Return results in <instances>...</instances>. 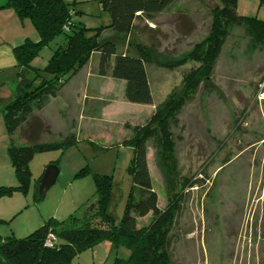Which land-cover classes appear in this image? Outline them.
I'll use <instances>...</instances> for the list:
<instances>
[{
    "label": "rangeland",
    "instance_id": "rangeland-1",
    "mask_svg": "<svg viewBox=\"0 0 264 264\" xmlns=\"http://www.w3.org/2000/svg\"><path fill=\"white\" fill-rule=\"evenodd\" d=\"M217 4V0H176L150 19H137L129 38L120 41L119 51L127 49L128 40L152 54L145 62L151 104L126 101L123 80L100 76L98 53L54 96H47L41 108L32 103L27 122L14 132L16 142L52 146L34 153L25 192L0 197V239L22 238L52 216H80L97 198L94 175H110L107 211L115 223L120 220L132 186L128 166L133 150L123 140L131 137L136 125L146 123L157 105L182 90L184 76L199 65L188 54L208 37ZM73 9L75 20L86 27L109 22L97 0H76ZM236 13L264 21V0H236ZM17 27L21 39H38L28 18L19 20ZM7 34L5 28L0 32V72L12 74L15 59ZM59 41L61 37L44 47L32 64L42 67ZM171 63L177 64L165 66ZM10 87L13 84L0 86L3 108L12 97ZM171 130L175 191L182 196L169 231L171 262L264 264V41L244 26L228 27L208 79L200 81ZM7 136L2 118L0 180L17 184L10 176L11 164H6ZM146 147L152 188L163 208L170 195V176L151 139ZM50 164L58 168L56 180L39 196V179ZM185 178L193 184L182 186ZM151 219L149 213L138 219V225ZM128 253L123 246L103 241L79 253L70 264L112 263Z\"/></svg>",
    "mask_w": 264,
    "mask_h": 264
},
{
    "label": "trees",
    "instance_id": "trees-1",
    "mask_svg": "<svg viewBox=\"0 0 264 264\" xmlns=\"http://www.w3.org/2000/svg\"><path fill=\"white\" fill-rule=\"evenodd\" d=\"M109 22L97 27H86L73 17L76 0H1L0 9H11L19 20L28 18L38 39L26 37L12 47L15 65L12 74L0 73L3 84H13L12 97L4 105L2 118L9 136L7 154L17 180L15 185H0V197L13 192H25L30 180L28 164L37 150L50 148V144L19 145L15 130L27 122L32 103L41 108L43 100L65 85L93 53H98L97 72L124 81V98L138 104H151L152 93L145 62L152 57L150 50L127 40L124 51L117 48L122 39H128L137 19H150L176 0H97ZM212 11V24L208 37L189 54L199 65L183 78L184 86L177 95H170L156 106L146 123L136 125L130 138L123 140L132 147L128 170L132 186L124 212L115 223L107 211L111 190L110 175H94V203L80 216L66 219L49 217L38 228L22 238L8 236L0 239V264H70L82 251L107 241L128 250L126 258L115 257L103 264H173L171 262L169 231L178 214L182 196L175 191L177 172L173 155L174 138L171 128L177 125L182 106L196 91L200 81L207 80L217 51L225 40L228 27L244 26L255 39L264 41V21L254 16L236 13V0H217ZM110 32L102 38V34ZM61 37L42 67L32 61L50 42ZM132 47V48H131ZM113 59V64L111 61ZM177 63L165 65L175 66ZM32 73V77L28 74ZM37 81V82H36ZM36 82V83H35ZM151 139L159 152L162 167L170 176V195L165 207L158 206L157 193L147 165L146 142ZM80 171V173H82ZM193 182L185 178L182 186ZM172 191V193H171ZM147 225H138V219L148 214ZM51 236V245L45 244Z\"/></svg>",
    "mask_w": 264,
    "mask_h": 264
},
{
    "label": "crops",
    "instance_id": "crops-1",
    "mask_svg": "<svg viewBox=\"0 0 264 264\" xmlns=\"http://www.w3.org/2000/svg\"><path fill=\"white\" fill-rule=\"evenodd\" d=\"M18 21H19V19L17 18V16L13 12V10H11V9H0V32L2 31L3 28H5V31L6 30L10 31V34H7L6 37L10 39L8 41L13 43L12 46L19 44L20 42H22L26 38L25 37L24 39H21L22 37L20 36V32L18 31V27H17ZM0 73H5V72H0ZM10 86H12V85H10ZM10 89H11V91H13V87L12 88L10 87ZM11 95H12V92H11ZM0 103H1L0 119L2 120V108H3V103H5V102L3 101V98L1 96H0ZM8 139H9V136H7L6 148L8 147V144H9ZM9 163H10L9 160L7 159L6 164L10 165ZM10 176H13L15 178L14 174L10 175ZM15 180H16V178H15ZM7 181H9V180H7ZM16 182H17V180H16ZM0 185H15V184H13V182L7 183V182H2L0 180Z\"/></svg>",
    "mask_w": 264,
    "mask_h": 264
},
{
    "label": "water",
    "instance_id": "water-1",
    "mask_svg": "<svg viewBox=\"0 0 264 264\" xmlns=\"http://www.w3.org/2000/svg\"><path fill=\"white\" fill-rule=\"evenodd\" d=\"M57 174L58 168L54 164H50L44 169L38 184L39 196H43L45 192L54 184Z\"/></svg>",
    "mask_w": 264,
    "mask_h": 264
},
{
    "label": "built area",
    "instance_id": "built-area-1",
    "mask_svg": "<svg viewBox=\"0 0 264 264\" xmlns=\"http://www.w3.org/2000/svg\"><path fill=\"white\" fill-rule=\"evenodd\" d=\"M50 238H51V236L49 235V236H48V239H47L46 242H45V244H46L47 246H50V245H51Z\"/></svg>",
    "mask_w": 264,
    "mask_h": 264
}]
</instances>
